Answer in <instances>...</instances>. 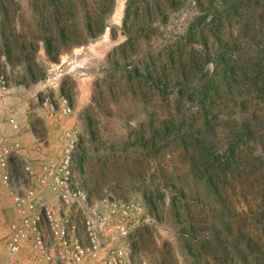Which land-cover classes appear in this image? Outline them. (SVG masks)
Instances as JSON below:
<instances>
[{"label": "rangeland", "instance_id": "obj_1", "mask_svg": "<svg viewBox=\"0 0 264 264\" xmlns=\"http://www.w3.org/2000/svg\"><path fill=\"white\" fill-rule=\"evenodd\" d=\"M0 66L46 141L55 70L81 184L155 218L132 264H264V0H0ZM13 215L0 181V241Z\"/></svg>", "mask_w": 264, "mask_h": 264}, {"label": "built area", "instance_id": "obj_2", "mask_svg": "<svg viewBox=\"0 0 264 264\" xmlns=\"http://www.w3.org/2000/svg\"><path fill=\"white\" fill-rule=\"evenodd\" d=\"M51 70L40 82L41 109L53 129L48 141L36 136L37 153L14 165L22 147L0 127V181L14 208L8 232L0 241V264H132V229L155 218L136 199L111 194L93 197L74 166L81 140L70 122L74 107ZM11 78L0 66V122L20 128L18 109L10 102ZM50 141V142H49ZM6 254V256H5Z\"/></svg>", "mask_w": 264, "mask_h": 264}, {"label": "crops", "instance_id": "obj_3", "mask_svg": "<svg viewBox=\"0 0 264 264\" xmlns=\"http://www.w3.org/2000/svg\"><path fill=\"white\" fill-rule=\"evenodd\" d=\"M25 107V106H24ZM28 110V113L30 112L29 108H23L21 111ZM25 113H20V119L22 122V125L20 124V128L16 129L8 122H0V127L4 130L6 136L10 139H18L22 143V147L17 149V151L14 153L12 160L14 163L21 165L27 157L34 156L37 151L34 149L36 136H35V124L31 119L26 118ZM49 132L52 133L53 129L50 127V124H48ZM6 256V254H5Z\"/></svg>", "mask_w": 264, "mask_h": 264}, {"label": "bare ground", "instance_id": "obj_4", "mask_svg": "<svg viewBox=\"0 0 264 264\" xmlns=\"http://www.w3.org/2000/svg\"><path fill=\"white\" fill-rule=\"evenodd\" d=\"M120 8H121V6H120Z\"/></svg>", "mask_w": 264, "mask_h": 264}]
</instances>
